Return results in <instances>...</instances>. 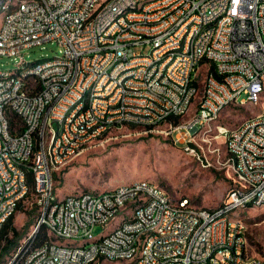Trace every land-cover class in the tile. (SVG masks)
Masks as SVG:
<instances>
[{
  "label": "built area",
  "instance_id": "1",
  "mask_svg": "<svg viewBox=\"0 0 264 264\" xmlns=\"http://www.w3.org/2000/svg\"><path fill=\"white\" fill-rule=\"evenodd\" d=\"M11 1L0 0V7ZM203 21H214V28L203 29ZM49 42L61 47L59 56L25 59L24 49ZM0 55L15 58L13 70L33 64V72L15 81L0 67V222L25 190L18 164H29L39 187L34 204L49 236L28 249L36 257L20 255L23 264H85L95 253L127 256V264H264L253 256L244 262L252 255L243 242L246 225L241 216L229 217V210L264 206V106L234 128H218L234 153L232 182L242 170L255 187L227 193L215 208L173 199L144 179L125 183L117 194L73 193L64 206L43 207V199L55 195L54 174L69 154H81L90 133L107 136L115 122L135 126L127 116L148 119L149 131L170 121L169 133L198 155L193 143L205 118L215 121L231 105L262 104L264 0H113L105 8H97V0L86 7L77 0H20L0 35ZM36 78H44L45 97L32 100ZM192 92H201V99L192 100ZM191 108H198L193 122L171 121ZM6 116H13V130H6ZM36 121L44 123L42 134L33 133ZM56 122H64V133H56ZM30 151H37V160H30ZM51 160L58 167L44 173ZM144 196H152V206L132 216L131 225L96 248H75L76 239H94L96 226L108 225L115 213L128 214ZM60 239L64 249H57Z\"/></svg>",
  "mask_w": 264,
  "mask_h": 264
},
{
  "label": "rangeland",
  "instance_id": "2",
  "mask_svg": "<svg viewBox=\"0 0 264 264\" xmlns=\"http://www.w3.org/2000/svg\"><path fill=\"white\" fill-rule=\"evenodd\" d=\"M57 43H46L23 50L29 62L53 58L61 54ZM0 67L13 70L16 60L12 56L0 55ZM204 67L198 71L202 81ZM201 98V92L194 100ZM262 104L248 103L244 106L231 105L225 108L215 121L207 122L197 131L194 147L198 155L185 150V143L177 141L170 131V121L149 131L143 126L114 128L103 137L92 142L73 160L54 174L55 191L59 197L81 192L110 191L125 183L144 179L164 188L173 199L186 197L197 207L215 208L228 193L232 181L229 167L230 154L224 137L218 128H234L246 118L261 111ZM195 108L189 109L179 118L181 124L191 119ZM142 127V128H141ZM148 129V130H147ZM30 192L15 213L14 229L8 232L1 243L0 264H10L20 245L35 230L39 209ZM120 213L109 227L98 225L93 230L94 239H76V245L90 244L96 239L114 232L126 219L133 216ZM233 217H242L246 225L248 257H264V206L234 211ZM67 242V241H66ZM57 244L64 245L58 240ZM98 259L93 264H124L125 261ZM100 262V263H99ZM16 264V262L12 263Z\"/></svg>",
  "mask_w": 264,
  "mask_h": 264
},
{
  "label": "bare ground",
  "instance_id": "3",
  "mask_svg": "<svg viewBox=\"0 0 264 264\" xmlns=\"http://www.w3.org/2000/svg\"><path fill=\"white\" fill-rule=\"evenodd\" d=\"M24 3H37L41 0H22ZM79 7H86L88 5L89 0H77ZM113 0H97V8H105V4L107 2ZM20 7V0H12L10 4L5 5L4 7H0V35H5V27L9 25V18L17 15V10ZM214 28V21H203V29H212ZM177 56H184V49H177ZM22 72H33V64H25L22 65V70H5L1 67V73H7V81H15V79L22 78ZM33 88L34 93H32V100H39V97H45V82L44 78H36L33 81ZM199 92H192V100L195 99ZM201 99V98H200ZM189 111V110H188ZM187 111V112H188ZM187 112H181L180 115L177 117L180 118L185 116ZM198 115V108H195L194 112L192 113V117L190 120L183 122L181 124H188L189 122H193L194 118ZM214 121V117H207L205 118L204 123L199 124L197 126V131L202 129V126L207 123ZM20 122H27V115H20ZM127 124H135L139 126H143L145 128H149V120L148 119H135V116H127ZM122 122H115L114 128L122 127ZM158 125H152V128ZM5 127L6 130H13V116H6L5 119ZM148 130V129H147ZM44 131V123L43 121H36L35 126H33V133L35 134H42ZM56 133H64V122H56ZM105 135V131H96L90 133V141L89 142H82L81 143V152L85 148H87L92 142L98 140L99 138ZM230 154V161H234V153ZM78 154H69L68 155V162L73 160ZM30 160H37V151H30ZM52 167H58V160H51V162H45L44 164V173H51ZM18 171L21 177L23 178V185H24V192L21 194V197H17V206L16 210H8L6 211V216H4L3 221L0 222V232L2 231L3 227L5 226L6 222L11 218L16 211L18 210L19 206L21 205L22 201L28 196L30 192H32V196L34 201L37 202V198H39V187H37V175L36 170L30 169L29 164H18ZM235 177H237V182L228 190V193H233L236 191H241L242 186L245 187H255V180L251 179V177L242 176V170H235ZM147 182V186H159L157 184ZM119 189H125V184L120 185L110 191H107L108 194H117ZM188 203H193L191 199L186 198ZM66 203V197L60 198L56 191L53 197H49L48 199H43V207H51L54 205L57 206H64ZM122 204H129V197H122ZM152 206V196H144V200H139L136 203L130 204L128 206V211L134 209L133 216H137L139 212H142L144 209H150ZM236 210H229V217H233V213ZM120 213H115L113 219L105 225V227H109V225L116 219V217ZM126 214V213H125ZM245 223V222H244ZM132 224V217L126 219L114 232H112L108 236H103L100 239H96L90 244L84 243V245H76L75 248H96L98 246V241H106L107 238L113 237L116 235L120 228L123 226H129ZM41 225H44V218H38L37 226L32 234L25 240L24 244L20 245L18 251L14 255L13 259L11 260L10 264L15 262L16 264H23V257L20 255L24 252L28 251V257H36V250H28L29 248L33 247L32 243L36 236V233ZM243 242L244 246H248V240L246 236V230L243 231ZM57 249H64V245L57 244ZM253 258H261L264 262V257L262 256H253ZM100 259L101 263L103 260H112V261H125L127 262V256L124 255H117V256H108L103 255V253H95L94 258L91 261H88L85 264H93ZM99 262V263H100ZM244 262H252V256L248 257L244 255ZM127 264V263H124Z\"/></svg>",
  "mask_w": 264,
  "mask_h": 264
},
{
  "label": "trees",
  "instance_id": "4",
  "mask_svg": "<svg viewBox=\"0 0 264 264\" xmlns=\"http://www.w3.org/2000/svg\"><path fill=\"white\" fill-rule=\"evenodd\" d=\"M171 121H174V123H178L179 118L177 117H172ZM136 127V126H134ZM21 206V205H20ZM20 206L18 209H20ZM15 216L13 215L11 218H9V220L6 222L5 226L3 227L2 231L0 232V251H1V243L3 242V240L7 239L8 236V232L12 229L15 230V228L13 227V221H14ZM36 238H34L35 240H33L32 246L33 245H39L41 243H44L45 241H47L49 239L48 236V232H47V228L46 226L42 225L39 227L37 233H36Z\"/></svg>",
  "mask_w": 264,
  "mask_h": 264
},
{
  "label": "crops",
  "instance_id": "5",
  "mask_svg": "<svg viewBox=\"0 0 264 264\" xmlns=\"http://www.w3.org/2000/svg\"><path fill=\"white\" fill-rule=\"evenodd\" d=\"M202 127H203V126H202ZM234 184H235V182H232V181H231L230 188H231ZM230 188H229V189H230ZM64 197H66V196H64ZM60 198H63V197H60ZM222 200H223V199H222ZM16 212H17V211H16ZM14 215H15V214H14ZM12 225H13V224H12Z\"/></svg>",
  "mask_w": 264,
  "mask_h": 264
}]
</instances>
